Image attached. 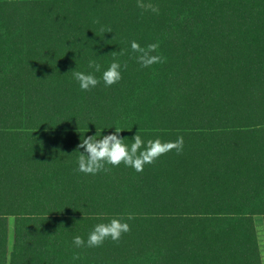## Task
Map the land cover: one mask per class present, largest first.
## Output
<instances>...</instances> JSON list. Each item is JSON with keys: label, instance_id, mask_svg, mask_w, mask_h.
I'll use <instances>...</instances> for the list:
<instances>
[{"label": "trees", "instance_id": "trees-1", "mask_svg": "<svg viewBox=\"0 0 264 264\" xmlns=\"http://www.w3.org/2000/svg\"><path fill=\"white\" fill-rule=\"evenodd\" d=\"M73 70L100 82L83 91ZM115 129L183 149L76 171L83 136ZM255 216L264 0H0V264H261ZM114 218L118 241L73 245Z\"/></svg>", "mask_w": 264, "mask_h": 264}, {"label": "clouds", "instance_id": "clouds-1", "mask_svg": "<svg viewBox=\"0 0 264 264\" xmlns=\"http://www.w3.org/2000/svg\"><path fill=\"white\" fill-rule=\"evenodd\" d=\"M156 11V9H153ZM133 50H139V45L133 41L131 43ZM150 48L155 46L150 45ZM143 66H147L159 57H152L148 61H143L140 58ZM88 67L94 68L96 71L100 70V65L96 64L94 60L89 59ZM74 78L83 91H88L95 87L100 80L91 72H77L73 70ZM102 80L106 86L115 84L121 78L120 64L112 62L102 73ZM119 129L108 135H101L97 139V133L94 136H87L81 139L78 145L79 149H83L77 161L76 171L84 174H93L107 170L106 165L118 166L123 163L125 166L132 167L136 172H142L145 164H151L159 156L165 152L175 148L177 152L183 149V137L178 136L175 141L161 142L159 138L145 142L140 135L136 134L132 138L131 145L125 144L124 138L119 136ZM130 230L127 221L121 219H111L107 223H97L87 235V240L76 235L72 238V243L75 247H99L106 239L118 241L122 234Z\"/></svg>", "mask_w": 264, "mask_h": 264}, {"label": "crops", "instance_id": "crops-1", "mask_svg": "<svg viewBox=\"0 0 264 264\" xmlns=\"http://www.w3.org/2000/svg\"><path fill=\"white\" fill-rule=\"evenodd\" d=\"M253 221L260 262L261 264H264V216H255Z\"/></svg>", "mask_w": 264, "mask_h": 264}, {"label": "rangeland", "instance_id": "rangeland-1", "mask_svg": "<svg viewBox=\"0 0 264 264\" xmlns=\"http://www.w3.org/2000/svg\"><path fill=\"white\" fill-rule=\"evenodd\" d=\"M9 235L11 237V234H12V219L9 220Z\"/></svg>", "mask_w": 264, "mask_h": 264}]
</instances>
